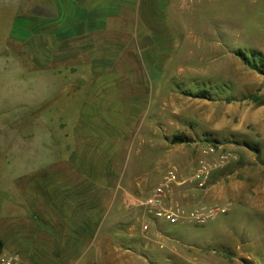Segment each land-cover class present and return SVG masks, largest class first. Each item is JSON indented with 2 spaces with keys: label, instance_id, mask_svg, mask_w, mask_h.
Here are the masks:
<instances>
[{
  "label": "rangeland",
  "instance_id": "obj_1",
  "mask_svg": "<svg viewBox=\"0 0 264 264\" xmlns=\"http://www.w3.org/2000/svg\"><path fill=\"white\" fill-rule=\"evenodd\" d=\"M91 157L133 196L115 228L124 250L147 264H264V0H0V232L30 214L50 167ZM170 170L186 216L227 213L154 219L143 204Z\"/></svg>",
  "mask_w": 264,
  "mask_h": 264
},
{
  "label": "crops",
  "instance_id": "obj_2",
  "mask_svg": "<svg viewBox=\"0 0 264 264\" xmlns=\"http://www.w3.org/2000/svg\"><path fill=\"white\" fill-rule=\"evenodd\" d=\"M104 85L117 90L112 83ZM141 88L135 84L136 90ZM117 94L109 95L111 101L106 104L115 99L120 101ZM125 113L129 115L128 111ZM96 132L85 136L89 140L94 138V148L101 146L102 139ZM80 137L83 139V135ZM90 159L62 162L48 169L54 179L32 190L27 205L30 214L13 211L14 226L7 234L0 232V244L8 254H11L8 249L26 252L24 264H147L145 258L124 250L115 240L116 226L131 221L133 196L116 184L115 175L109 173L113 170L110 164L103 163L101 169L100 163L95 162L99 159ZM19 221L26 224L19 227Z\"/></svg>",
  "mask_w": 264,
  "mask_h": 264
},
{
  "label": "built area",
  "instance_id": "obj_3",
  "mask_svg": "<svg viewBox=\"0 0 264 264\" xmlns=\"http://www.w3.org/2000/svg\"><path fill=\"white\" fill-rule=\"evenodd\" d=\"M211 165H203L197 172L195 180L201 187L206 185L207 180L211 176ZM183 185L180 182L177 171L170 170L166 177H164L161 183L153 190L146 200L143 206H145L154 217V219L164 220L169 223H177L179 219L186 217L192 220H196L198 223H205L209 217L217 215H224L226 209L220 206L213 207L208 214L204 212H193L187 214L181 206L173 199V191L175 187ZM0 264H24L22 258L17 254H8L4 247L0 244Z\"/></svg>",
  "mask_w": 264,
  "mask_h": 264
},
{
  "label": "trees",
  "instance_id": "obj_4",
  "mask_svg": "<svg viewBox=\"0 0 264 264\" xmlns=\"http://www.w3.org/2000/svg\"><path fill=\"white\" fill-rule=\"evenodd\" d=\"M238 55H239L240 57H243L245 61L247 60V58L244 57V55H243L242 52H238ZM186 142L188 143V140H178V143H186Z\"/></svg>",
  "mask_w": 264,
  "mask_h": 264
}]
</instances>
